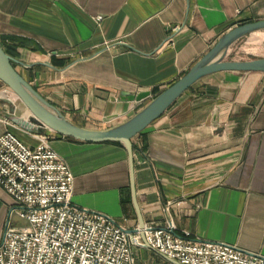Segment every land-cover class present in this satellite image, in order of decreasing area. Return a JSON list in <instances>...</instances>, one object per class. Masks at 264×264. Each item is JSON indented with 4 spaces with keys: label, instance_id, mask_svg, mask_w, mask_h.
Here are the masks:
<instances>
[{
    "label": "crops",
    "instance_id": "0c3cea01",
    "mask_svg": "<svg viewBox=\"0 0 264 264\" xmlns=\"http://www.w3.org/2000/svg\"><path fill=\"white\" fill-rule=\"evenodd\" d=\"M261 20L264 0H0V43L22 63L16 65L21 75L70 121L104 131L149 102L124 101L123 93L155 98L231 30ZM245 40H264V31L235 43L228 58ZM30 118L0 82V137L11 132L32 148L47 138L75 177L73 203L137 230L126 147L27 130ZM134 144L136 193L147 225L172 219L179 236L264 256V73L204 78ZM13 202L0 186V243ZM135 258L136 264H177L151 248L136 249Z\"/></svg>",
    "mask_w": 264,
    "mask_h": 264
},
{
    "label": "built area",
    "instance_id": "2783aa9c",
    "mask_svg": "<svg viewBox=\"0 0 264 264\" xmlns=\"http://www.w3.org/2000/svg\"><path fill=\"white\" fill-rule=\"evenodd\" d=\"M74 182L47 138L32 148L11 132L0 137V186L14 201L0 264H136L135 250L148 246L180 264H264V256L235 245L179 236L172 219L147 225L144 242L110 217L75 205ZM17 217L23 226L15 225Z\"/></svg>",
    "mask_w": 264,
    "mask_h": 264
},
{
    "label": "water",
    "instance_id": "95a60500",
    "mask_svg": "<svg viewBox=\"0 0 264 264\" xmlns=\"http://www.w3.org/2000/svg\"><path fill=\"white\" fill-rule=\"evenodd\" d=\"M264 31V20L241 25L227 33L216 46L180 80L166 89L160 95L152 98L151 92H144L138 95L123 93L122 99L129 102L144 103L149 101L143 110L125 124L116 128L104 131H94L82 128L70 121L57 107L46 100L33 85H31L17 70L16 65L20 61L9 55L0 43V82L20 99L30 111V126L51 130L63 137L70 138L83 143L106 144L121 143L129 154L131 168V188L135 208L137 210L140 226L131 233H139L146 242L144 220L141 207L138 201L136 188V155L134 140L145 132L152 124L163 117L166 112L192 87L206 77L218 73H264V58H257L249 61L227 60L231 47L243 38ZM151 248V247H147ZM152 249V248H151ZM165 257V256H164ZM166 259L170 260L168 257ZM179 264L177 261L170 260Z\"/></svg>",
    "mask_w": 264,
    "mask_h": 264
},
{
    "label": "rangeland",
    "instance_id": "374dc122",
    "mask_svg": "<svg viewBox=\"0 0 264 264\" xmlns=\"http://www.w3.org/2000/svg\"><path fill=\"white\" fill-rule=\"evenodd\" d=\"M246 49L248 51L246 52ZM236 53L231 55L227 60L230 61H249L254 58L262 57L264 58V40H260L257 42H250L249 40H245L242 43H239L235 47ZM5 97V94H2ZM15 225L23 226L24 222L17 218L14 219Z\"/></svg>",
    "mask_w": 264,
    "mask_h": 264
},
{
    "label": "trees",
    "instance_id": "16d2710c",
    "mask_svg": "<svg viewBox=\"0 0 264 264\" xmlns=\"http://www.w3.org/2000/svg\"><path fill=\"white\" fill-rule=\"evenodd\" d=\"M116 144L123 145V144H121V143H116ZM135 148H136V149H135V154H136V155H138V153H139V150H138V148H137L136 146H135Z\"/></svg>",
    "mask_w": 264,
    "mask_h": 264
}]
</instances>
